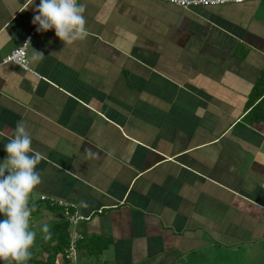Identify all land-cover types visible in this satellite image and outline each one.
<instances>
[{"label": "crops", "instance_id": "1", "mask_svg": "<svg viewBox=\"0 0 264 264\" xmlns=\"http://www.w3.org/2000/svg\"><path fill=\"white\" fill-rule=\"evenodd\" d=\"M80 2L88 36L36 34L29 73L3 60L40 0H0V163L23 121L42 156L33 195L90 218L70 264H197L264 243V1Z\"/></svg>", "mask_w": 264, "mask_h": 264}, {"label": "clouds", "instance_id": "2", "mask_svg": "<svg viewBox=\"0 0 264 264\" xmlns=\"http://www.w3.org/2000/svg\"><path fill=\"white\" fill-rule=\"evenodd\" d=\"M33 6L35 0H29ZM86 7L80 0H40L35 5L33 25L38 32L55 30V35L66 45H72L88 36L85 19ZM30 42L25 43L23 51ZM33 50V49H32ZM56 53H53L54 55ZM43 54L33 50L29 58L36 62ZM44 58V57H43ZM6 159L0 163V261L23 264L31 258L37 233L31 228V216L35 210L30 200L42 183L37 166L42 160L32 148V136L26 124L20 121L5 144ZM81 207H87L81 202ZM44 239H51L50 228L42 226Z\"/></svg>", "mask_w": 264, "mask_h": 264}, {"label": "built area", "instance_id": "3", "mask_svg": "<svg viewBox=\"0 0 264 264\" xmlns=\"http://www.w3.org/2000/svg\"><path fill=\"white\" fill-rule=\"evenodd\" d=\"M152 1L164 2L189 10L200 7L205 8V7L220 6L231 3L241 4L244 2H260L264 0H152ZM37 27L38 26L36 25L34 26L26 43L30 42V40L36 34L40 33L37 31ZM23 46L19 48H22ZM19 48L13 50L3 60V65L14 64L26 72L33 73V71L30 68L29 60H28V46L23 51H21ZM41 201L49 204L51 207L59 208L61 210L63 218L66 219L71 224V246L69 251L67 252V259L71 261L75 260L77 255L76 242L81 238L79 234L80 224L81 222L90 221V218L82 217L79 211H77L76 206L67 201L57 200L55 198H49L47 196L41 197Z\"/></svg>", "mask_w": 264, "mask_h": 264}, {"label": "trees", "instance_id": "4", "mask_svg": "<svg viewBox=\"0 0 264 264\" xmlns=\"http://www.w3.org/2000/svg\"><path fill=\"white\" fill-rule=\"evenodd\" d=\"M257 92L259 96L264 94V74ZM39 202L33 205L35 209L42 204L41 201ZM46 205L48 209H57L59 210L58 212H61V210L56 207H51L49 204ZM2 219H4V217L0 215V220ZM50 232L51 239L45 240L43 238L44 236H42L39 241L36 239L31 249V258L23 262V264H70L72 262L67 259V252L71 246V224L66 219H62L50 227ZM81 248L82 243L78 240L76 242V249L78 251ZM93 253L98 256L100 255L98 250L93 251ZM0 264H11V262L0 261Z\"/></svg>", "mask_w": 264, "mask_h": 264}, {"label": "rangeland", "instance_id": "5", "mask_svg": "<svg viewBox=\"0 0 264 264\" xmlns=\"http://www.w3.org/2000/svg\"><path fill=\"white\" fill-rule=\"evenodd\" d=\"M40 201L39 197L32 195L30 206L35 205ZM40 203V202H39ZM39 205V204H38ZM56 212L59 210L55 209ZM54 209L49 210L47 205L42 203L36 208L31 216V228L36 231V239L45 234L42 232V226L47 224L51 227V221L54 220ZM57 218V216H56ZM40 237V238H38ZM220 250L212 249L211 253L206 254V259L200 260L197 264H264V243H258L254 246L240 245L232 250L224 251L222 255H218Z\"/></svg>", "mask_w": 264, "mask_h": 264}]
</instances>
